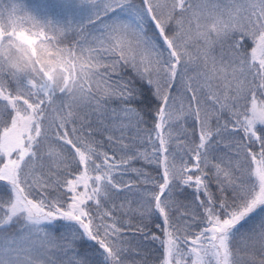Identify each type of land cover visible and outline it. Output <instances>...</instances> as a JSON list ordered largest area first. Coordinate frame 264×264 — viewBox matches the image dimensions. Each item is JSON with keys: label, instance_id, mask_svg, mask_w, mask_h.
Masks as SVG:
<instances>
[{"label": "snow or ice", "instance_id": "1", "mask_svg": "<svg viewBox=\"0 0 264 264\" xmlns=\"http://www.w3.org/2000/svg\"><path fill=\"white\" fill-rule=\"evenodd\" d=\"M0 0V264H264V0Z\"/></svg>", "mask_w": 264, "mask_h": 264}, {"label": "rangeland", "instance_id": "2", "mask_svg": "<svg viewBox=\"0 0 264 264\" xmlns=\"http://www.w3.org/2000/svg\"><path fill=\"white\" fill-rule=\"evenodd\" d=\"M59 0H25L27 6L39 15H46V11L41 6L45 3L52 5L58 3Z\"/></svg>", "mask_w": 264, "mask_h": 264}]
</instances>
